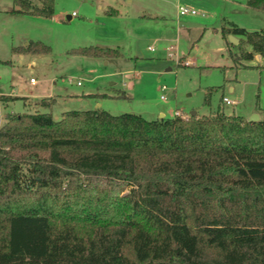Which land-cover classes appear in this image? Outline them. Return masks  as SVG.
Segmentation results:
<instances>
[{
	"label": "trees",
	"instance_id": "16d2710c",
	"mask_svg": "<svg viewBox=\"0 0 264 264\" xmlns=\"http://www.w3.org/2000/svg\"><path fill=\"white\" fill-rule=\"evenodd\" d=\"M13 2L16 14H54L55 0ZM248 4L264 9V0ZM221 32L241 37L244 48L230 53L237 65L264 57V29L230 23ZM38 44L13 49H49ZM73 52L121 55L100 46ZM0 264H264V117L7 113Z\"/></svg>",
	"mask_w": 264,
	"mask_h": 264
},
{
	"label": "rangeland",
	"instance_id": "374dc122",
	"mask_svg": "<svg viewBox=\"0 0 264 264\" xmlns=\"http://www.w3.org/2000/svg\"><path fill=\"white\" fill-rule=\"evenodd\" d=\"M247 1L55 0L53 16L45 17L10 12L18 6L0 0V97L22 96L7 105L0 101V120L10 112L38 110L58 119L67 110L96 108L147 119L218 110L264 117V57L237 65L230 53L244 46L221 32L230 23L264 29V10ZM180 5L197 14L180 15ZM111 6L119 12H108ZM39 41L49 49H13ZM88 46L121 55L73 52ZM119 93L127 97L106 95Z\"/></svg>",
	"mask_w": 264,
	"mask_h": 264
},
{
	"label": "built area",
	"instance_id": "2783aa9c",
	"mask_svg": "<svg viewBox=\"0 0 264 264\" xmlns=\"http://www.w3.org/2000/svg\"><path fill=\"white\" fill-rule=\"evenodd\" d=\"M179 13H180L181 15H186V14H197V11H196L195 9H191V8L186 7V6H182V5H180V6H179ZM150 48H151V49H154L153 46H150ZM170 55H171V53H170ZM185 64L188 65L189 62L186 61ZM30 80H31V82H35V79H34V78H31ZM78 83L80 84V81H79ZM163 88H164V86H163ZM223 101L226 102V103H228V104L233 103V101L230 100L228 97H223ZM175 114H176V115H182L179 111H176ZM182 116L186 117L185 115H182Z\"/></svg>",
	"mask_w": 264,
	"mask_h": 264
},
{
	"label": "water",
	"instance_id": "95a60500",
	"mask_svg": "<svg viewBox=\"0 0 264 264\" xmlns=\"http://www.w3.org/2000/svg\"><path fill=\"white\" fill-rule=\"evenodd\" d=\"M229 40H230L231 42H233V43H237V42H239V38L236 37V36L233 35V34H230V35H229ZM191 114L195 115L196 112L193 111ZM163 116H164V115L162 114L161 117H163ZM259 119H260V115H259V113H253V114L248 118L249 121H258Z\"/></svg>",
	"mask_w": 264,
	"mask_h": 264
},
{
	"label": "crops",
	"instance_id": "0c3cea01",
	"mask_svg": "<svg viewBox=\"0 0 264 264\" xmlns=\"http://www.w3.org/2000/svg\"><path fill=\"white\" fill-rule=\"evenodd\" d=\"M129 2H132V0H128ZM247 4H248V1H247ZM249 5V4H248ZM250 6V5H249ZM250 7H252V6H250ZM252 8H255V9H262V8H257V7H252ZM264 10V9H263ZM143 11H145V10H143ZM108 12H111V13H113V14H117L118 12H119V10L117 9V8H115V7H113V6H111V7H109V9H108ZM145 13V12H144ZM143 13V14H144ZM142 14V15H143ZM180 14V13H179ZM181 15V14H180ZM155 16H157L156 14H155ZM221 30H222V28H221ZM223 35V34H222ZM230 34H228L227 36H229ZM236 37H238L237 35H235ZM226 38V40H227V37H225ZM239 38V40L241 39V37H238ZM231 42V41H230ZM233 43V42H232ZM154 47V46H153ZM256 57L258 58V59H262V56L261 55H256ZM33 64L31 63L30 64V66H32ZM261 117V116H260Z\"/></svg>",
	"mask_w": 264,
	"mask_h": 264
}]
</instances>
